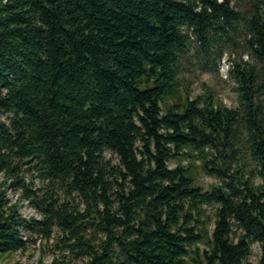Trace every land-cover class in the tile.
<instances>
[{
    "label": "trees",
    "instance_id": "16d2710c",
    "mask_svg": "<svg viewBox=\"0 0 264 264\" xmlns=\"http://www.w3.org/2000/svg\"><path fill=\"white\" fill-rule=\"evenodd\" d=\"M224 56L236 105L190 98ZM0 172V256L264 264V0H0Z\"/></svg>",
    "mask_w": 264,
    "mask_h": 264
},
{
    "label": "rangeland",
    "instance_id": "374dc122",
    "mask_svg": "<svg viewBox=\"0 0 264 264\" xmlns=\"http://www.w3.org/2000/svg\"><path fill=\"white\" fill-rule=\"evenodd\" d=\"M241 55L238 51L233 56ZM243 60L246 59L244 55L241 56ZM226 58L225 56L216 63L217 74H206L202 72L190 73L184 78V84H186L189 90V97L193 98L199 95L202 91L200 86L201 83L205 87H208L214 96L222 102L226 107H234L236 105L235 93L233 90V84L229 79L226 71ZM3 119V118H2ZM19 177L24 183L31 181L34 187L38 186L37 181L33 180L30 174L22 170ZM199 184L203 187L208 184L214 183L215 181L206 176L200 175ZM0 189L3 190L6 200L10 204H15L18 214L23 218H34L38 219V215L30 207L27 201L20 197V190L15 189L11 186L10 180L3 177L0 172ZM23 239H27L26 247L23 251L10 253L7 255L0 256V264H36L38 260H41L44 264L49 262L55 257L52 252L51 245L56 236L54 230L51 239L48 241L41 240L36 236H27L26 233L21 232ZM259 256V248L256 244L250 246V254L247 257L246 264H256ZM68 264H81L79 261H71ZM190 264V263H189Z\"/></svg>",
    "mask_w": 264,
    "mask_h": 264
}]
</instances>
